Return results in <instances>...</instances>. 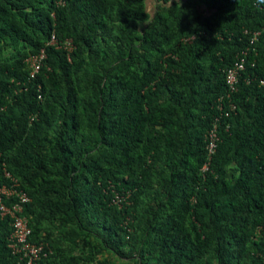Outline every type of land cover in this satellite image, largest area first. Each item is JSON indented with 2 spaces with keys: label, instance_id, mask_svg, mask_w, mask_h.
Wrapping results in <instances>:
<instances>
[{
  "label": "trees",
  "instance_id": "16d2710c",
  "mask_svg": "<svg viewBox=\"0 0 264 264\" xmlns=\"http://www.w3.org/2000/svg\"><path fill=\"white\" fill-rule=\"evenodd\" d=\"M152 1L0 0V189L29 199L35 264H264V2Z\"/></svg>",
  "mask_w": 264,
  "mask_h": 264
},
{
  "label": "built area",
  "instance_id": "2783aa9c",
  "mask_svg": "<svg viewBox=\"0 0 264 264\" xmlns=\"http://www.w3.org/2000/svg\"><path fill=\"white\" fill-rule=\"evenodd\" d=\"M253 41V40H252ZM251 41V43H252ZM47 46L61 49L65 52L67 60L70 61L74 46L71 40L58 41L55 34H51ZM46 59L44 49L38 55L29 57L26 62L30 68L31 77L38 73ZM244 59H240L235 63L234 68L227 71L226 83L232 91H234V83L239 71L243 70ZM264 82L261 81V84ZM216 125L207 133V162L203 165L202 171L208 170V163L211 161L212 155L215 153L217 146ZM9 177L8 174H6ZM16 183L13 186L0 189V216H8L10 218L11 233L8 237V249L11 254L18 258L20 264H35L42 258L47 257L52 253L51 249L45 243L34 244L29 241L31 229L27 218L23 215V203L29 199L23 194L15 190ZM3 198L12 200L9 206L4 205ZM123 197L116 196L114 204H120Z\"/></svg>",
  "mask_w": 264,
  "mask_h": 264
},
{
  "label": "rangeland",
  "instance_id": "374dc122",
  "mask_svg": "<svg viewBox=\"0 0 264 264\" xmlns=\"http://www.w3.org/2000/svg\"><path fill=\"white\" fill-rule=\"evenodd\" d=\"M155 8V3L152 0H146V12L148 14H152ZM75 254L80 255V257H82V259H84V262H82V264H88L90 260V262L92 264H98V262H102L104 260H108L110 264H133L132 261H128V260H124V259H120L117 256H115L112 252L108 251V250H103L101 253L96 254L93 258L92 254H90L89 251L87 250H81V248L79 247V249L77 248L74 251Z\"/></svg>",
  "mask_w": 264,
  "mask_h": 264
},
{
  "label": "clouds",
  "instance_id": "9594fccd",
  "mask_svg": "<svg viewBox=\"0 0 264 264\" xmlns=\"http://www.w3.org/2000/svg\"><path fill=\"white\" fill-rule=\"evenodd\" d=\"M262 2H264V0H262Z\"/></svg>",
  "mask_w": 264,
  "mask_h": 264
}]
</instances>
